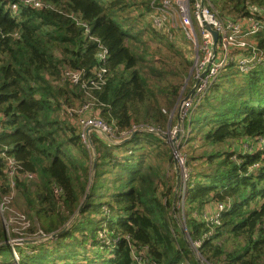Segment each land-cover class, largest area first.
Wrapping results in <instances>:
<instances>
[{
	"label": "trees",
	"instance_id": "trees-1",
	"mask_svg": "<svg viewBox=\"0 0 264 264\" xmlns=\"http://www.w3.org/2000/svg\"><path fill=\"white\" fill-rule=\"evenodd\" d=\"M41 1L49 6L37 9L22 0H0V198L9 190L5 152L35 175L19 180L17 186L33 222L30 231L41 228L50 236L45 242L16 245L19 263L30 264L28 260L39 256L43 248L60 250L65 243L67 255L60 251L62 257L56 256L60 261L53 264H90L89 260L137 264L134 248L157 264H262L264 65L242 74L247 80L243 91L236 88L213 95L218 90L216 81L191 120L200 147L214 150L202 155L210 172L190 175L187 234L182 219L174 214L177 193L162 171L165 161L172 163L171 145L151 132L137 133L120 145H109L93 133L91 150L82 141L79 127L69 123L72 120L63 107L85 101L80 86L58 81L66 69H84L86 79L92 76L99 65L98 38L109 50V79L94 91L102 103L96 116L114 123L120 132L134 124H167V112L141 68L147 66H140L145 56L131 46L143 42V31L137 33L120 18L135 0ZM209 1L223 16H245L249 3L264 8V0ZM142 2L148 25L160 33L148 20L149 0ZM12 4L17 5L15 10ZM255 38L264 48V30ZM172 95L178 97V87ZM190 137L191 142L197 138L193 133ZM230 140H242L243 146L258 142V147L228 149ZM115 148L126 152L116 156ZM93 151L97 166L92 173ZM76 152L80 156L73 155ZM100 196L105 200L95 203ZM210 203L226 205L218 221L202 218V210ZM66 224L69 227L64 231ZM232 239L243 243L228 250ZM8 240L0 217V264L13 262ZM78 247L87 258L72 256ZM4 250L11 252L9 261L2 256ZM95 255L102 257L100 263L94 261Z\"/></svg>",
	"mask_w": 264,
	"mask_h": 264
},
{
	"label": "built area",
	"instance_id": "built-area-1",
	"mask_svg": "<svg viewBox=\"0 0 264 264\" xmlns=\"http://www.w3.org/2000/svg\"><path fill=\"white\" fill-rule=\"evenodd\" d=\"M23 2L37 9L49 6L41 0H23ZM149 5V20L153 27L162 30L161 32L168 36L179 29L190 42L194 53V65L192 64L191 74L193 71L192 78L195 83L190 90L192 91L191 95L187 96L188 92L184 94L186 88H183L180 93L177 101V124L174 128L163 130L161 126L153 124H134L128 130L120 132L114 123L110 124L96 116L95 111L102 103L95 97L94 91L100 90L109 79L107 65L109 50L98 38H95V40L98 42L99 47L97 52L99 65L93 69L92 76L86 79L84 69H66L58 82L80 86L85 92V101L74 106L64 105L63 107L66 116L75 121L79 127V135L82 141L91 150H94L91 144L93 133L109 145H120L130 139L133 133L137 131L151 132L163 137L165 140L169 138L166 141L171 145L172 156L177 168H180L178 171L181 178L176 187L178 202L180 204L182 201L181 207H183L186 203L188 182L192 170L187 166V157L182 154L180 146L184 140H188L191 131V120L204 102L211 86L218 81L231 65L235 66L242 74H247L264 65V48L256 42L255 38V35L264 30V8L250 5L248 7L249 13L242 17H234L221 15L209 0H149ZM11 7L16 9L17 5L12 4ZM84 25L87 32H89V26ZM206 25L217 32L216 41L213 33L206 28ZM172 118L173 115H170L168 126L171 124ZM1 130L2 124L0 123ZM247 146L246 149H252V145L251 147ZM92 155L94 158L96 157L95 151ZM2 157H4V170L7 175L9 190L0 199V211L6 212L12 231L17 235L15 238H11V230L6 227L9 234L8 243L11 245L13 252V262L9 264H20L16 245H21L26 240L32 239V242H44L50 236L46 235L41 228L31 232V219L25 212H19L13 206L18 193V181L33 179L35 175L24 171L22 164L15 157L5 152H2ZM225 209L226 205L219 203L213 213L203 211L201 215L206 221H218ZM184 225L186 226L185 219ZM24 234H27V236L23 237ZM35 237L41 239L36 240ZM101 237L104 238V235H101ZM132 254L137 264H157L144 254L139 253L135 248L132 250Z\"/></svg>",
	"mask_w": 264,
	"mask_h": 264
},
{
	"label": "rangeland",
	"instance_id": "rangeland-1",
	"mask_svg": "<svg viewBox=\"0 0 264 264\" xmlns=\"http://www.w3.org/2000/svg\"><path fill=\"white\" fill-rule=\"evenodd\" d=\"M101 1H106V0H101ZM142 1L143 0H135V4L131 5L132 7L127 9L124 13L120 14L121 16L120 18L125 23V26H127L128 24L133 25L137 33L141 32V30L143 31V39H144V40L142 39L143 42H138V44L131 43V46L134 50H137L138 52H140L142 55L145 56V62L141 63L140 66L141 65L147 66L145 68L143 67L141 68L143 69V72L150 80L151 86L155 90L156 98L159 101L161 107L163 108V112L164 113L167 112L166 115L168 116V118L170 117V115H173L172 122L171 124H169V126H168V121L166 125L161 126L163 130H168V129L170 130L174 128V126L177 124V116H178L177 101L180 96V93L182 92L183 88H186L185 93H184L186 94L192 89L195 83V81L192 78L193 71L191 74L192 64L189 65V62L191 63L193 62V65H194V53H193V49H192L190 42L186 39L183 32L180 31L179 29L172 32V34H169V36L161 32L159 33V32L153 31V29L147 23L148 21L146 18L148 17H146V14H144L146 13L145 11L146 6L145 5L142 6L143 4ZM249 4L253 5L252 3H249ZM28 6H31V5H28ZM256 42L258 43L257 40ZM217 84H218L217 85L218 90L213 95H219L222 92L225 93L230 90H235L236 88H237V91L238 90L243 91L244 89L247 88L246 78L233 65H231L228 68V70L220 76L219 80L217 81ZM174 87H178L179 89V95L178 97L176 96L177 98L173 97L172 95V91ZM212 98H213V101L216 100L215 103L219 102V98H215V96H213ZM208 108L209 107H207V109ZM198 112L199 111H197L196 114ZM69 123L70 124L72 123V125L74 124L73 126H75L76 124L75 121L73 120L72 122H69ZM192 123L193 124H192L191 129L193 131H190L188 139L191 140L190 136H192V133H193V137L195 136L197 138L196 139L192 138L194 142H191L188 140L187 141L184 140L182 142L180 146L182 150V154L187 157V166L193 171L194 174L210 172L211 168L207 163H203L205 162V157H203L202 155H204L206 151L214 150V148L208 147V146L200 147L202 143H201L200 137L196 135V132L194 130V126H193L194 122ZM188 125L190 126V123ZM243 143L244 142H242V140H237V141L230 140L228 142L227 147L228 149L238 148L240 150V148H243L242 147ZM252 145L254 146L252 149L257 148L258 142H254ZM247 147H251V145ZM252 149H247V150L251 151ZM170 151H171L170 155H172V148ZM124 152H126V150L123 148H119V149L115 148L113 151V154L121 157L124 154ZM73 155L80 156L79 154H77V152L73 153ZM153 156H155L154 153H153ZM152 158L154 157H151V159ZM171 158H172V163L163 161L164 165H162V171H164L163 174L165 175V178L169 179L170 184H173L174 190L177 193L176 186L178 185L180 178H181L180 173L178 171L180 168H177L176 163L173 159V156H171ZM198 158H201V160H198ZM161 188H162V185H161ZM103 200H105V197L100 196L94 199V202L98 204L102 202ZM181 204H182V201L179 204L178 194H177L176 203H174V208H175L174 214H175V217H177L178 219L179 218L180 220L182 219V222L180 221V223H181V226L184 227L185 226L184 219L186 221L187 214H186V207L185 206L181 207ZM13 206L15 207L17 211L19 212L23 211L26 214V210H25L26 203L19 189H18L16 199L13 202ZM204 209L208 211L212 210L210 206H205ZM0 217L3 218L2 220H4L5 222V227L10 228L11 238H15L17 235L16 233H13L12 231V227L9 224V219H8V215L6 214V212L0 211ZM69 224L68 225L66 224V226L64 225L63 229L68 228ZM28 234H32V233H28ZM25 236H27V234L23 235V237ZM19 237L23 238L22 236H19ZM51 238H53V236H51ZM35 239L39 240L41 238L35 237ZM242 243H243L242 239H232L228 242L227 249L228 250L235 249L236 246L238 247V245ZM191 244L193 245L194 249H196V245L193 243ZM65 249H69V245L65 243H63L60 250L59 248H56V250L52 251V250L43 248L42 250L39 251L38 253L39 256L29 259L28 262L30 264H53L55 262L54 260H57L56 256L62 257L60 251L65 252ZM79 249H80L79 247L76 248V250L72 252V256L76 257V259L77 258L79 259L81 257L87 258L88 256H86V254H81L82 252ZM102 253L104 252L102 251ZM65 255H67L66 252H65ZM104 255H106V253H104ZM2 256L6 261H9L11 258L10 250H4ZM94 257H95L94 261H96V263L101 262L102 257L100 255H95ZM57 261L59 262L60 260H57ZM89 261H90V264H94V262H92L91 260ZM262 262H263L262 264H264V259L262 260Z\"/></svg>",
	"mask_w": 264,
	"mask_h": 264
},
{
	"label": "water",
	"instance_id": "water-1",
	"mask_svg": "<svg viewBox=\"0 0 264 264\" xmlns=\"http://www.w3.org/2000/svg\"><path fill=\"white\" fill-rule=\"evenodd\" d=\"M206 28H207L208 30H210V31L213 33L214 38H215V41H216V40H217V36H218L217 32L214 31L209 25H206ZM191 93H192V91L188 92V95H187V96L191 95ZM137 133H140V131L134 132L133 135H132V137H134ZM178 136H179V135H178ZM178 136H177V137H178ZM132 137H131V138H132ZM131 138L128 139V140H126V142H129V141L131 140ZM91 144L93 145V148H94V144H93V141H92V140H91ZM96 166H97V160H96V157H95V158H94V161H93V170H92V173H93L94 170L96 169ZM92 176H93V175H92ZM92 179H93V177L91 178V183H90L89 190L91 189V186H92ZM177 186H178V185H177ZM88 197H89V193H87V195H86V197H85V200H84V203L87 201ZM81 209H82V208H81ZM65 230H66V228L64 229V231H65ZM182 230H183L185 233L188 234V229H187L186 226L182 227ZM55 236H56V234H54L53 237H55ZM26 241H32V240H26Z\"/></svg>",
	"mask_w": 264,
	"mask_h": 264
},
{
	"label": "crops",
	"instance_id": "crops-1",
	"mask_svg": "<svg viewBox=\"0 0 264 264\" xmlns=\"http://www.w3.org/2000/svg\"><path fill=\"white\" fill-rule=\"evenodd\" d=\"M252 143H253V142H252ZM247 145H251V144L245 143L244 146H242V147L245 149ZM253 147H254V146L252 145V148H253ZM245 150H246V149H245ZM214 204H215V203H210L209 205H207V206H210V208H212L211 211H208V210H206V209H203L202 212H203V211H208L209 213H213V211H214V209L216 208V205H217V204H215V205H214ZM213 208H214V209H213Z\"/></svg>",
	"mask_w": 264,
	"mask_h": 264
}]
</instances>
